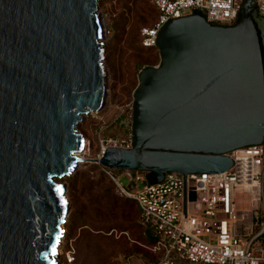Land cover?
<instances>
[{
    "label": "water",
    "instance_id": "water-1",
    "mask_svg": "<svg viewBox=\"0 0 264 264\" xmlns=\"http://www.w3.org/2000/svg\"><path fill=\"white\" fill-rule=\"evenodd\" d=\"M100 0H0V264H62L67 187L81 163L148 173H222L264 142V62L255 0L232 25L191 13L158 34L160 63L133 93L130 147L85 158L79 126L107 98ZM183 210L196 200L193 182Z\"/></svg>",
    "mask_w": 264,
    "mask_h": 264
},
{
    "label": "built area",
    "instance_id": "built-area-1",
    "mask_svg": "<svg viewBox=\"0 0 264 264\" xmlns=\"http://www.w3.org/2000/svg\"><path fill=\"white\" fill-rule=\"evenodd\" d=\"M153 3L158 17L151 26L141 29L145 47H157L158 34L167 22L194 12L203 14L213 24L232 25L239 18L241 4L240 0ZM255 9L264 19V0H255ZM130 145L131 134L105 139L98 156L108 146ZM228 155L233 164L227 171L188 174L185 178L171 172L157 184L149 183L143 172L123 170L119 174L103 168L117 194L138 205L142 225L153 234L154 241L148 249L157 256L155 264H177L178 260L198 264H264L263 248L256 247L259 255L252 252L254 241L264 234V214L259 213L264 208V142L235 149ZM122 176L130 183L141 181L142 186H125ZM191 181L196 200H187L184 213V186L189 192Z\"/></svg>",
    "mask_w": 264,
    "mask_h": 264
},
{
    "label": "rangeland",
    "instance_id": "rangeland-1",
    "mask_svg": "<svg viewBox=\"0 0 264 264\" xmlns=\"http://www.w3.org/2000/svg\"><path fill=\"white\" fill-rule=\"evenodd\" d=\"M127 2L128 0H100L98 4L106 30L107 98L103 109L85 116L79 126V131L85 137V148L81 156L87 159L98 157L103 140L117 136L128 137L131 134L130 115L139 74L144 68L160 63L159 54L143 49L140 44V30L151 25L155 17L152 0H146L147 7L140 10L148 13L145 21L138 14L140 11H130L133 7ZM187 13L188 11L185 12ZM109 128L116 133L108 132ZM80 176L99 183L92 193L99 196L100 205H88L81 197L78 186L82 182ZM121 181L128 187L131 184V188L142 186L141 181L130 183L125 176L121 177ZM59 182L66 185L69 200L65 237L58 255L62 264L156 263L157 257L148 249L138 225L135 204L113 195L112 183L103 167L94 162L81 163L76 172ZM111 199L117 200L121 206L116 214L108 209L113 204L109 201ZM259 213L263 215L264 208ZM256 247L264 250V234L252 246L253 254L259 255ZM176 263L198 264L186 260H178Z\"/></svg>",
    "mask_w": 264,
    "mask_h": 264
},
{
    "label": "trees",
    "instance_id": "trees-1",
    "mask_svg": "<svg viewBox=\"0 0 264 264\" xmlns=\"http://www.w3.org/2000/svg\"><path fill=\"white\" fill-rule=\"evenodd\" d=\"M145 2H146V0H140L139 3L136 0H128L127 3L130 4V6L133 7V8L130 9V11L133 12L134 9H135V11L136 10L140 11V10L146 8L147 7V3H145ZM152 7H153V10H154V13H155V17H154V20L152 22V24H153L155 22V20L157 19V17H158V10H157V8L154 5L153 0H152ZM138 14L141 15L142 21H145L147 15H148L147 12L142 13V11H140V13L138 12ZM139 19H140V17H139ZM127 24H129V23H127ZM131 25H132V23H131ZM151 25H149V26H151ZM224 26H227V25H224ZM140 44H141V46H142L143 49L153 50L157 54L160 55V51H159L158 47H145V46H143V44H142V38H141V30H140ZM260 44H261V50H262V56H263V62H264V42L262 41L261 37H260ZM109 129L110 130L108 132L116 133V132L112 131L111 128H109ZM122 171L123 170H114V172H116V173H121ZM133 172H137V171H133ZM138 172H140V171H138ZM143 173H145V172H143ZM145 175H146V177H148V173H145ZM106 176L110 180V183H112V186H113V192L112 193H113V195L117 199H120V200H129V201H131V202H133L135 204L136 209H137V213H138V225H139V227L142 230V233H143L144 238H145V240L147 242V245L148 246L152 245V243L154 241L153 234L150 231V229H148L147 227H145V226L142 225L141 220H140V209H139L138 205L136 204V202L133 199H130V198H127V197H123V196H120L119 194H117L114 183L112 182V180L109 178V176L107 174H106ZM80 179H82V182L80 184H78V186H80L79 192H80L81 197H83V199L85 200V202L88 205H93V204L94 205H100L101 202H99L100 201L99 196L98 195L95 196L92 193L99 186V183L98 182H95L94 183L93 181H91L89 179H86L83 176H80ZM109 201L113 202V204L110 205V206H108V209L110 211H112L113 213L116 214L121 209V206L118 204L117 200L111 199Z\"/></svg>",
    "mask_w": 264,
    "mask_h": 264
},
{
    "label": "flooded vegetation",
    "instance_id": "flooded-vegetation-1",
    "mask_svg": "<svg viewBox=\"0 0 264 264\" xmlns=\"http://www.w3.org/2000/svg\"><path fill=\"white\" fill-rule=\"evenodd\" d=\"M257 28H258L259 35L262 41L264 42V19L260 17L258 13H257Z\"/></svg>",
    "mask_w": 264,
    "mask_h": 264
},
{
    "label": "bare ground",
    "instance_id": "bare-ground-1",
    "mask_svg": "<svg viewBox=\"0 0 264 264\" xmlns=\"http://www.w3.org/2000/svg\"><path fill=\"white\" fill-rule=\"evenodd\" d=\"M242 203H244V200H243V199H242ZM242 205H244V204H242ZM243 208H244V207H243ZM243 208H242V209H243Z\"/></svg>",
    "mask_w": 264,
    "mask_h": 264
}]
</instances>
